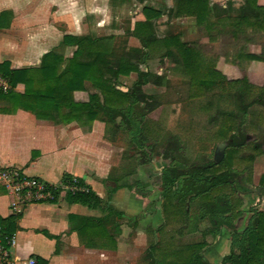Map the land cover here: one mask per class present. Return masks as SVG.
<instances>
[{"label":"crops","instance_id":"obj_1","mask_svg":"<svg viewBox=\"0 0 264 264\" xmlns=\"http://www.w3.org/2000/svg\"><path fill=\"white\" fill-rule=\"evenodd\" d=\"M177 1L0 0V15L7 13L0 21V70L39 68L50 52L64 59L72 58L76 47L65 44L66 36L113 37L114 48L141 49L134 28L136 23L147 21L144 9L162 14L151 22L156 38L180 34L187 30L180 25L190 21L175 18ZM209 1L210 5L220 6L226 2ZM234 2L235 8L241 4L240 0ZM258 4L264 6V0ZM123 23L128 25L124 27ZM158 29L168 32L159 37ZM262 65L252 62L249 72ZM143 66L141 69L147 70V65ZM225 68L230 69L227 65ZM122 78L127 77H120L117 87L126 92L131 86H121ZM12 90L23 95L25 85L19 83ZM90 94L100 95L87 82L84 91L75 92L74 99L85 103ZM60 117L55 115L58 121ZM116 133H121V129L110 127L108 132L98 120L89 126H80L75 121L40 120L7 96L0 97V169L18 168L29 177L56 187L63 186L67 175L72 176L83 180L103 202L101 207L71 203L67 194H62L55 203L31 204L20 217H14L10 212L11 197L0 185V222L16 218L12 232L16 235L13 255L18 264L28 258L36 259V264H160L152 253L158 241H147L148 231L161 228L162 212L149 208L152 194L141 179L146 173V163L130 168L124 158L126 149L122 158H118ZM163 169L158 183L162 182ZM159 173L151 178L155 176L157 181ZM136 182L146 195L140 194ZM243 214L234 220L237 231L246 227L242 226ZM230 232L223 228L217 239L224 240ZM224 242L217 241L203 250L211 264L221 254ZM196 243L199 241L187 245ZM181 246L186 245L178 247Z\"/></svg>","mask_w":264,"mask_h":264},{"label":"trees","instance_id":"obj_2","mask_svg":"<svg viewBox=\"0 0 264 264\" xmlns=\"http://www.w3.org/2000/svg\"><path fill=\"white\" fill-rule=\"evenodd\" d=\"M234 1L226 0L224 6H220L210 5L209 0H178L175 18L189 20L190 32L198 35V39L190 43L183 40L181 33L156 38L151 22L162 14L144 9L147 21L136 23L134 28V37L141 42V49L127 46L114 48L113 37L93 39L66 36L65 44L76 47L72 58L64 59L50 52L43 57L39 68L13 72L0 70V74L9 79L12 89L19 83L25 85L23 95L10 90L0 94V97L7 96L40 120L64 123L75 121L80 126H89L98 120L105 124L108 132L110 127L126 131L129 142L124 158L130 168L138 163L149 162L159 143L157 132L152 127L153 122L150 121L152 111L159 107V101L154 95L146 93L144 87L151 82L158 84L161 76L141 69L155 50L165 49L164 57L178 55L176 60L181 62L190 77V99L203 97L212 88L221 94L236 93L243 106L242 122L237 126L233 116L227 114L220 115L214 122L215 138L220 143L229 142L223 161H213L185 170L180 163L171 162L163 170L160 189L164 197L171 196L180 202L177 206L171 201L165 203L164 211L172 220L168 219V223L173 222V219L177 223L181 215H188L186 203L200 201L201 213L196 222L207 220L209 225L202 231L201 242L181 247L176 246L174 241L161 240V229L157 230L158 242L152 247V253L160 264H211L202 252L209 246L208 239L216 238L223 228L231 231V251L222 259L221 264H264V212L252 217L242 231H237L234 226V220L242 216L241 207L244 204L235 189L238 175L235 168L253 162V157L237 156L245 144L243 134L239 136L240 130L247 118L248 106L255 103L264 107V85L257 87L251 84L244 66L245 62L264 63V6L258 4L259 0H240L241 4L235 8ZM6 14L0 15V21ZM205 39L212 45L219 39L227 40L224 54L209 55L203 50L202 41ZM252 43L260 45V53L245 50L244 45ZM220 58H223L225 64L238 66L242 77L228 79L216 66ZM132 73L137 74V80L124 92L117 87L119 79ZM87 82L100 95L90 94L88 102L77 103L74 94L84 91ZM250 97L252 100L246 104ZM57 114L61 116L60 121L55 118ZM258 119L264 125V113ZM253 151L261 153L257 146L253 147ZM73 182L87 191L68 192L66 197L69 202L102 206L103 202L83 180L67 175L63 185ZM134 185L140 187L137 182ZM60 192V189L56 190L58 197ZM139 192L146 195L142 187ZM15 219L10 217L0 224L12 234Z\"/></svg>","mask_w":264,"mask_h":264},{"label":"rangeland","instance_id":"obj_3","mask_svg":"<svg viewBox=\"0 0 264 264\" xmlns=\"http://www.w3.org/2000/svg\"><path fill=\"white\" fill-rule=\"evenodd\" d=\"M238 6H236L237 8ZM129 23V22H128ZM128 23H123L126 27ZM190 23V22H189ZM184 26L187 30L182 31L183 40L190 43L198 39L197 34L188 33L190 24ZM126 24V25H125ZM116 25V23H115ZM157 35L163 37L168 32L167 29L157 30ZM180 33V32H178ZM96 35V33H94ZM167 37V36H166ZM169 37V36H168ZM165 38V37H164ZM203 50L212 56H222L226 51L228 41L219 39L218 42L208 44L207 40H203ZM131 45V43H130ZM242 48V45H240ZM247 52L260 53L261 47L256 43L244 45ZM165 49L155 50L149 57L146 64L147 70L153 75H160L161 79L158 84L147 85L144 91L152 94L159 101V107L151 113V122L153 129L157 132L158 147L151 154V160L145 165V171L141 177L145 187L152 194V207L150 210L156 209L161 213L162 226L160 230L161 240L174 241L175 245H187L193 242H201L203 240L202 231L208 224L207 220L196 222L201 213L200 201L194 203H186V211L188 215H181L176 223H168L169 215L164 211V205L167 201L173 204L180 205L174 197H164L160 187L162 182H159L161 168L170 165L172 162L180 163L182 169H187L192 166H201L205 163L214 161L216 150L219 144L228 143L224 156L229 148V142H221L215 138L214 131L216 130V119L222 114L233 116L236 125L242 122L243 106L237 99L236 93L221 94L216 88L210 89L206 95L200 98L190 99V77L185 72L182 64L178 59V55L174 57H164ZM177 61V62H176ZM258 62V61H252ZM252 62H245L244 66L247 71V77L251 84L261 87L264 85V65L255 66L250 72L249 68ZM263 63V62H261ZM264 64V63H263ZM230 69L225 68V66ZM219 70L231 80L240 79L241 71L236 65L223 63V58L217 62ZM144 69V66H142ZM236 78V79H235ZM137 79V74L132 73L127 78H122L121 86L124 88L132 86ZM251 97L246 100V104L251 101ZM142 107V106H140ZM264 113V107L253 104L247 107V118L241 128L239 136L243 134V148L238 153V157H253V162L248 165H238L235 171L238 173L236 177L235 189L237 195L243 200L244 204L241 207L243 214L242 226H246L257 213L264 212V125L259 121L258 116ZM153 120V121H152ZM241 127V126H240ZM248 135L251 137L249 138ZM116 156L121 157L123 150L127 149L129 136L126 131L121 129V133L115 135ZM242 142V140H241ZM257 146L260 149V154L253 151V147ZM168 157V158H166ZM224 159V157H223ZM222 159V161H223ZM221 161V162H222ZM215 162V161H214ZM164 170V169H163ZM242 171H245L242 172ZM160 172V173H159ZM159 173L157 181L152 175ZM137 178L140 179V176ZM158 183V184H157ZM160 184V185H159ZM173 192V191H172ZM238 220V219H237ZM170 221H172L170 219ZM197 223H200V225ZM198 227V228H197ZM196 228L198 230H196ZM174 235V237H171ZM230 236L224 240L209 238V245H214L217 241H225L222 245L221 254L212 264H220L221 258L230 251ZM158 234L156 231H148L147 241H156Z\"/></svg>","mask_w":264,"mask_h":264},{"label":"built area","instance_id":"obj_4","mask_svg":"<svg viewBox=\"0 0 264 264\" xmlns=\"http://www.w3.org/2000/svg\"><path fill=\"white\" fill-rule=\"evenodd\" d=\"M12 90V85L6 77L0 74V94H6ZM0 185L4 186L11 197L10 212L14 217H20L25 208L31 204L51 203L62 194L87 191L75 182L61 187L50 185L43 180L29 177L18 168L0 169ZM61 190L59 197L56 190ZM16 245V235L8 233L4 226L0 225V264H18L13 255ZM22 264H36V259L28 258Z\"/></svg>","mask_w":264,"mask_h":264},{"label":"water","instance_id":"obj_5","mask_svg":"<svg viewBox=\"0 0 264 264\" xmlns=\"http://www.w3.org/2000/svg\"><path fill=\"white\" fill-rule=\"evenodd\" d=\"M228 143H221L218 145L217 150H216V154H215V158L214 161L216 163H219L222 161L223 157H224V151L227 147Z\"/></svg>","mask_w":264,"mask_h":264}]
</instances>
